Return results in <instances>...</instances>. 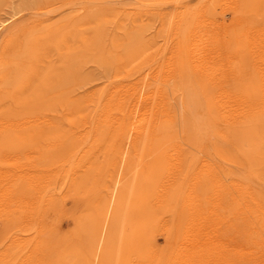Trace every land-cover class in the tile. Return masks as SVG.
I'll return each mask as SVG.
<instances>
[{
	"label": "bare ground",
	"instance_id": "6f19581e",
	"mask_svg": "<svg viewBox=\"0 0 264 264\" xmlns=\"http://www.w3.org/2000/svg\"><path fill=\"white\" fill-rule=\"evenodd\" d=\"M145 1L32 27L18 8L0 18V148L40 146L51 166L61 156L60 194L83 200L65 210L74 233L57 237L58 255L35 205H55L53 182L11 184L22 194L7 199L19 207L8 224L34 235L11 233L0 264H57L53 253L58 264H264V0ZM110 18L102 53L70 52ZM87 63L111 77L88 80ZM216 207L225 214L213 222Z\"/></svg>",
	"mask_w": 264,
	"mask_h": 264
},
{
	"label": "rangeland",
	"instance_id": "374dc122",
	"mask_svg": "<svg viewBox=\"0 0 264 264\" xmlns=\"http://www.w3.org/2000/svg\"><path fill=\"white\" fill-rule=\"evenodd\" d=\"M129 1H132V0H0V18L1 17H5V16H7V14L9 13V12H11L10 10L11 9H13V8H18V9H20L21 11L19 12V14H18V16L20 17V21L22 22V24H23V26H25V27H28V26H30V27H32L33 25H34V23L35 22H40V25L41 24H43L46 20H54V19H56L59 15H62V13H65V12H68V11H70L71 10V12L72 13H81V15H87V16H89V17H91V18H95L96 16H98L103 10H101L102 8H104L105 6H110V5H112V4H122V5H124V4H126V3H128ZM138 1H140V2H142V3H145L146 1L145 0H138ZM73 10H75V12L73 11ZM57 12H60V14L59 15H57ZM224 18H225V20H226V22H229L230 21V13L228 12V11H226L225 12V16H224ZM112 20L113 19H109L108 20V22L107 21H103V20H100V19H97V20H94L93 21V23L91 22V25L89 24V23H87V24H89V26H88V28H86L88 31H92V34L93 35H90V38L89 39H92V43H91V45H87V48L86 49H83L82 51H76V49H74L73 48V50H71L70 52L71 53H102V51H101V48H100V46L103 44H100V41H101V37H103L104 39H107V38H109L108 36L110 35V33H112L113 31H114V29L112 28L113 27V24H112ZM86 24V25H87ZM150 24L154 27V29L156 28V26H157V21H151L150 22ZM37 26H39V25H37ZM105 31V33H102V31ZM138 30H141V27H136V29L134 30V32L135 33H137V31ZM153 30V29H152ZM95 33H94V32ZM26 33H27V30H25V31H23L22 33H20L18 36H19V38H23V39H25V42L28 40V39H26L25 38V36H26ZM144 36H145V38H147L148 36H149V32L148 31H146L145 32V34H144ZM157 40H158V44L159 45H161L162 44V42H161V35H159V34H157ZM76 42V41H75ZM77 43V42H76ZM76 51V52H75ZM51 53H56V51H51ZM213 55V54H212ZM213 57V56H212ZM210 55H209V59L210 60H213V58H212ZM98 65V64H97ZM83 68H84V66H83ZM97 68V66L95 65V64H93V63H87V65L85 66V72L87 73L86 75H87V79L88 80H91V79H95V80H97L98 82L99 81H101L102 79H108L109 77H111L110 75V70H109V65H106L105 67H103V66H98V68ZM184 91L187 93V98H192L193 97V94H191V90H189V88H184ZM29 147H27V145H26V147L25 146H19L18 147V149H19V151H18V149L16 148V150H14V151H10V149L8 148V147H6V149H4V148H0V174H2V176L4 175V179H3V177L0 175V215H2L3 217H1L0 216V240L2 239V236H4V234H3V231H4V233H5V236L3 237V239H2V242L0 243V248H2L1 246H3L4 245V243H6L7 241H8V238L10 237L9 235H11V233H18V231H19V233L22 235V233H23V235H22V237L25 235V238L26 239H28V238H30V237H32L34 234H33V228H29V227H26V228H28L29 230H25L24 231V228H22V230L24 231V232H20V230H18V229H13V228H16V227H11V225H9L8 223V221H10V220H12V218L14 219V217L15 216H17L18 214H19V211H18V208L16 209L15 207H14V203L12 204V202H11V205H10V203L9 202H7V199H8V197L10 198V197H14V200L15 199H17L18 198V194H22L21 193V188L19 187L18 189L20 190L19 192L17 191L18 189H17V187H16V189H15V187H13V186H11V184L13 185L14 183V185L15 186H17V184L19 185V186H21L20 185V183H26V182H31V183H36V184H39V185H42L43 184V182L44 183H49V182H53L52 183V185H50L49 187H51V189H52V192H54V196H56L55 197V199L57 200L56 201V203H58L59 201H61V202H59L60 204H56L55 203V205H53L52 207L50 206V205H48L47 204V206H46V203H45V201L43 202V204H45L43 207H44V210L42 211V212H40V208L42 207V205L43 204H41V207L39 208H37V205L39 204V202L37 201V203L35 202V205H36V209H37V212H39V213H43V214H45V216L43 215V214H41V219L42 220H40V226L42 225L43 227H45L46 229H49V237L50 238H52L53 240H55V242L57 243L56 245H59L58 246V249H60L61 248V250H56V248L57 247H55V249H54V252L56 253V251H57V254L58 255H60V252L61 251H63V248H62V246H61V243H62V241H65L64 239H62L65 235H68V236H71L72 237V234L74 233L73 231V228H72V230H70L69 229V227H71V225L73 224V226L72 227H74V217L72 218L70 215H68L67 216V214H72V211H73V209L75 210V208L74 207H77V205H78V207L80 208L81 206V208H83V204H81V202L83 201H81V202H79V204H77V202H76V200H75V203L76 204H71V203H73L74 202V200H72L73 198L71 197V196H65V197H62V196H64V195H62L63 193H64V188H63V183L62 182H64L65 180H66V177H61V175H62V168H61V161H58L57 159H59V158H61V156L58 158V156H57V154H55V156L53 155V157L50 155V158H51V163H53L52 165L53 166H51V164H49L50 162H48L47 164H46V162H44V161H46V160H44V159H46L47 158V156L46 157H43L44 159V161L42 160V158H37V157H40V155H41V153H42V151L40 152V146H35L34 147V145H28ZM31 147V148H30ZM36 148V150L35 149H33V148ZM9 150H8V149ZM28 148V149H27ZM44 148V149H43ZM43 148H42V150H44L45 151V148L46 147H44L43 146ZM30 149H32V150H30ZM38 149H39V151H38ZM6 151V152H5ZM35 152V153H34ZM30 154V155H28V154ZM34 153V154H33ZM37 153V154H36ZM57 153V152H56ZM27 154V156H30L29 157V159L31 160V161H29V162H31L30 164H29V162H27L28 160H25V159H27L28 157L27 156H25ZM33 154V155H32ZM32 155V156H31ZM36 155H39V156H36ZM34 156V157H33ZM21 157H23V158H21ZM25 157V158H24ZM54 157H57V159L56 158H54ZM32 158H34V159H32ZM49 158V157H48ZM53 158V159H52ZM21 159H22V161H21ZM40 161V166H39V164H38V166H37V163H36V166H35V164L33 165V163H35L36 161H38V160ZM34 160V161H33ZM50 160V159H49ZM56 160H57V163H56ZM60 160V159H59ZM38 161V162H39ZM54 161V162H53ZM97 161H99V162H101V161H103V158H102V156L101 155H99L98 156V158H97ZM218 161V160H217ZM216 160H214V163L212 164V166H213V169H214V171L217 173H220V169H218L219 167H218V164L220 165V163H218ZM21 163V164H20ZM23 163V164H22ZM24 163H26V164H24ZM57 164L56 166H54L55 164ZM32 164V165H31ZM49 164V165H48ZM59 164V165H58ZM22 165V166H21ZM26 167H25V166ZM47 165H48V167L49 168H47ZM19 166V168H17ZM21 166V167H20ZM25 168H24V167ZM44 166V167H43ZM46 166V167H45ZM42 167V168H41ZM57 167H60L59 169H60V172H59V169L57 168ZM29 168V169H28ZM36 168V169H35ZM17 169H19V170H17ZM47 169H48V173H47ZM55 169H57V170H55ZM64 169H66V166L64 167ZM21 170H22V172H23V174H21L22 172H21ZM29 172H28V171ZM55 171V172H57L58 173V175L60 176V178H59V176L57 175V173L55 174V172H52V171ZM8 171V172H7ZM37 171V172H36ZM40 171V172H39ZM43 171H45V172H43ZM10 172V173H9ZM13 172V173H12ZM21 172V173H20ZM28 172V173H27ZM51 172V173H50ZM62 172V173H61ZM4 173V174H3ZM15 173H18V175L17 174H15ZM41 173V174H40ZM44 174V176H43V174ZM61 173V174H60ZM217 173V174H218ZM28 174H31V176H33V177H31L30 175H28ZM37 174V175H36ZM40 174V175H39ZM48 174V175H47ZM50 174H51V176H50ZM9 175V176H8ZM24 175V176H23ZM29 176L28 177V179L27 178H25V176ZM35 175V176H34ZM38 175H39V177H38ZM55 175V176H54ZM6 176H8V178L6 179ZM12 176H13V178H12ZM26 176V177H27ZM47 176V179H45V177ZM54 176V177H53ZM57 176V177H56ZM220 176H221V173H220ZM2 177V178H1ZM11 177V178H10ZM15 177V178H14ZM19 177H22L23 179L25 178V179H27V181H25V179L23 180L22 178L20 179V180H22V181H20V180H18V178ZM34 177H36V179H37V181H36V179L34 178ZM16 178H17V180H16ZM31 178H32V180H31ZM39 178V179H38ZM42 178H44V179H42ZM64 178V179H63ZM44 180V181H42V180ZM52 179H54V180H56V181H53ZM58 179H61L59 182L57 181ZM62 179L64 180V181H62ZM9 180H11L10 182H9ZM29 180V181H28ZM47 180V181H46ZM3 181H5V182H3ZM13 181V182H12ZM19 181V182H18ZM32 181H34V182H32ZM40 181V182H39ZM42 182V183H41ZM7 183H10V184H7ZM41 183V184H40ZM57 183V184H56ZM60 183H62V185L60 184ZM5 186H4V185ZM45 184V185H46ZM59 184L61 185V186H59ZM2 185H3V187H2ZM8 185V186H7ZM10 185V186H9ZM44 185V186H45ZM60 187V189H59V187ZM5 187H7L6 189H5ZM14 188V189H13ZM57 188V190H55V189ZM91 188V187H90ZM17 191L18 192V194H15V192ZM58 191V192H57ZM60 192H62V194H60ZM6 193V194H5ZM4 195H6V196H4ZM17 195V196H16ZM62 197V199H60ZM72 198V199H71ZM69 199V200H68ZM4 204V205H3ZM2 205V206H1ZM59 205H61V206H59ZM73 205V206H72ZM79 205H81V206H79ZM12 206V207H11ZM15 206H17V205H15ZM23 206V205H22ZM21 206V207H22ZM1 207H2V209H1ZM4 207H5V209H7V210H5L4 209ZM24 207V206H23ZM43 207H42V209H43ZM32 208V207H31ZM67 208V209H66ZM79 208H76V210H77V213H78V211L80 210ZM36 209L35 208H32V210H33V212L34 211H36ZM68 209L71 211H69V213H67L65 210H67L68 211ZM39 210V211H38ZM76 210H75V212H76ZM220 210H221V208L220 207H216L215 209H214V214H212V215H215L214 217L212 216V220H214L213 222H217V221H219L222 217H223V215L225 214L224 212H222V210H221V212H220ZM7 211V212H6ZM18 211V212H17ZM216 211V212H215ZM8 212H11V214L12 213H14V214H9ZM74 211H73V214H72V216L74 215V213H75ZM6 213L8 214V215H6ZM67 213V214H66ZM217 214V215H216ZM222 214V215H221ZM8 216H10V218L8 217ZM66 217V218H65ZM220 217V218H219ZM7 218V219H6ZM16 218V217H15ZM69 218V219H68ZM72 218V219H71ZM219 219V220H218ZM69 222V225H68V222ZM73 221V222H72ZM3 222V223H2ZM10 222H12V223H14L13 221H10ZM67 223V224H66ZM72 223V224H71ZM50 225H53V226H55V229H54V227L52 228V226H50ZM56 225H57V227H56ZM66 225H68V226H66ZM4 227V228H3ZM11 228L13 229V231L11 230ZM50 229H52L51 231H50ZM5 230H6V232H5ZM21 230V231H22ZM31 230V231H30ZM57 231H58V233H57ZM62 231V232H61ZM51 232V233H50ZM53 232V233H52ZM55 232V233H54ZM67 232V233H66ZM32 233V234H31ZM66 233V234H65ZM68 233H70V234H68ZM3 234V235H2ZM29 234H31V235H29ZM53 234V235H52ZM63 234H64V236H63ZM51 235V236H50ZM58 235V236H57ZM158 235H159V237H158ZM53 236V237H52ZM54 237H56L55 239H54ZM57 237H58V239H57ZM62 237V238H61ZM65 238L66 239H68V238H70V237H66L65 236ZM59 241V242H61L60 244H58L59 242L57 241V240ZM60 239V240H59ZM156 240H157V244L158 245H160V246H162L163 245V235L162 234H160V233H157L156 234ZM29 241V240H28ZM159 242V243H158ZM161 242V243H160ZM61 246V247H60ZM60 247V248H59ZM60 251V252H59ZM59 252V253H58ZM57 254H55V255H57ZM54 255V253L51 255V256H48V257H45L46 258V260H49L50 258L53 260V259H55V260H57V264L59 263L58 261L60 260V258H58V255L57 256H55ZM57 257V258H56ZM60 257V256H59ZM42 259V258H41ZM55 260L53 261L54 263H56L55 262ZM40 264H43V263H40Z\"/></svg>",
	"mask_w": 264,
	"mask_h": 264
}]
</instances>
